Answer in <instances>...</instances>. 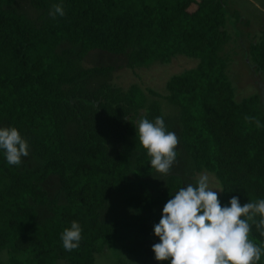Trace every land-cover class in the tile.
<instances>
[{"label": "trees", "instance_id": "obj_1", "mask_svg": "<svg viewBox=\"0 0 264 264\" xmlns=\"http://www.w3.org/2000/svg\"><path fill=\"white\" fill-rule=\"evenodd\" d=\"M57 3L65 15L53 19L49 10ZM31 4L39 10L35 19L17 12L14 0H0V127H15L43 161L23 169L8 164L0 149V252L8 264H96L106 250L110 261L103 264H149L134 242H159L153 225L183 187L171 175L163 193L150 192L145 178L153 171L151 158L135 125L141 118L163 117L161 105L135 84L90 89L92 75L112 69L83 67L80 61L92 51L119 56L129 68L166 63L176 55L196 58L195 67L166 82L164 98L179 111L182 147L196 170L218 179L222 206L232 196L241 205L264 199V112L257 95L235 100L231 56L224 52L231 38L225 0ZM255 38L248 55L264 72V23ZM62 42L72 48L58 51ZM70 123L72 137L66 133ZM50 174L58 176L63 202L50 200L42 186ZM117 190H133L126 196L131 212L104 219L101 211ZM37 206H47L49 214L39 218ZM72 221L79 223L82 239L69 252L60 235ZM250 239L264 243L254 226ZM257 264H264V254Z\"/></svg>", "mask_w": 264, "mask_h": 264}, {"label": "clouds", "instance_id": "obj_2", "mask_svg": "<svg viewBox=\"0 0 264 264\" xmlns=\"http://www.w3.org/2000/svg\"><path fill=\"white\" fill-rule=\"evenodd\" d=\"M57 15H65L59 3L49 10L51 18ZM245 120H254L256 127H261L255 117L246 116ZM135 130L151 158V168L167 175L177 159L175 132L167 130L161 116L152 121L139 119ZM0 149L10 165H19L29 154L26 139L15 127H0ZM253 226L264 237V199L241 205L238 197L232 196L222 206L218 193L209 187L208 175L201 174L195 184L181 187L164 204L159 222L153 225L159 242L151 247L157 261L169 264H257L264 254V243L250 239ZM81 231L76 221L62 231L60 239L66 251L79 248Z\"/></svg>", "mask_w": 264, "mask_h": 264}, {"label": "rangeland", "instance_id": "obj_3", "mask_svg": "<svg viewBox=\"0 0 264 264\" xmlns=\"http://www.w3.org/2000/svg\"><path fill=\"white\" fill-rule=\"evenodd\" d=\"M195 6L192 5L191 9ZM14 8L17 12L35 19L39 10L33 7L31 0H14ZM225 10L227 14V29L231 34L224 52L230 54L231 62L228 66V76L234 87L235 100L257 95L259 98L258 108L264 112V72L256 68L250 61L248 55V45L251 41L257 40V35L261 25L264 23V0H225ZM72 48L66 42H62L57 50ZM77 51V48H73ZM83 67L91 66H111V70L106 74H95L89 78L88 86L90 89L97 87L100 83H110L121 89H127L135 84L143 91L147 97L156 99L162 109L163 119L168 131L175 132L179 143L176 148L177 159L167 175H161L154 169L152 173L145 178L148 189L152 194H161L165 190L166 182L169 176L175 175L182 181L183 187L188 184H195L201 174H207L209 177V187L221 193V185L213 173L207 170H196L191 157L185 152L180 142L179 136L181 124L179 120V111L177 107L167 102L164 96L167 94L166 82L171 76L182 73L195 67L197 59L185 55H176L169 62H153L147 66L129 68L124 61L116 55L108 54L102 51H92L88 53L81 61ZM152 89L159 96H152L148 93ZM66 133L69 137L75 134V124L67 125ZM28 156L22 157L19 164L21 168H35L43 165V161L35 155L28 145ZM50 200L56 199L59 202L64 201V196L59 190V179L57 175L50 174L42 183ZM133 192L117 190L110 195L108 203L101 211L104 219L113 214H128L131 209L126 204V196ZM39 218L49 214L47 206H37ZM134 245L140 247L147 258L149 264H157L152 251V244L148 241H135ZM96 264H103L110 261V252L105 251L97 256ZM0 264H8L5 251L0 252ZM61 264H65L63 261Z\"/></svg>", "mask_w": 264, "mask_h": 264}]
</instances>
